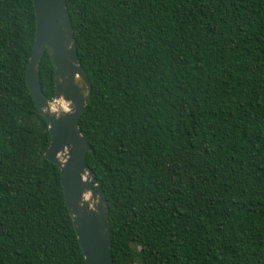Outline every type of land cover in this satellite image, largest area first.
Segmentation results:
<instances>
[{
  "label": "trees",
  "instance_id": "trees-1",
  "mask_svg": "<svg viewBox=\"0 0 264 264\" xmlns=\"http://www.w3.org/2000/svg\"><path fill=\"white\" fill-rule=\"evenodd\" d=\"M115 264H264V0H67ZM33 0H0V264H86L27 82ZM45 95L56 94L46 51Z\"/></svg>",
  "mask_w": 264,
  "mask_h": 264
},
{
  "label": "water",
  "instance_id": "water-1",
  "mask_svg": "<svg viewBox=\"0 0 264 264\" xmlns=\"http://www.w3.org/2000/svg\"><path fill=\"white\" fill-rule=\"evenodd\" d=\"M37 32L27 66V82L51 140L46 157L62 173L64 197L73 218L86 264H115L106 194L87 164L92 148L80 129V117L90 103L93 86L82 66L67 0H33ZM48 52L55 69L56 94L42 88L41 61Z\"/></svg>",
  "mask_w": 264,
  "mask_h": 264
}]
</instances>
